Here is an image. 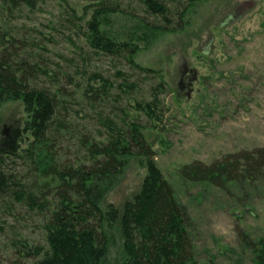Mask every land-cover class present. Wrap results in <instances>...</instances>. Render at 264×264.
I'll list each match as a JSON object with an SVG mask.
<instances>
[{
  "label": "rangeland",
  "instance_id": "374dc122",
  "mask_svg": "<svg viewBox=\"0 0 264 264\" xmlns=\"http://www.w3.org/2000/svg\"><path fill=\"white\" fill-rule=\"evenodd\" d=\"M100 1L66 0L67 6L62 0H39L36 10L25 9L13 23L25 32L37 28L53 38L27 40L32 50L28 56L33 54L57 73L67 102L62 116L75 132H92L98 141L105 140L108 118L128 131L133 122L142 126L157 166L186 208L194 261L256 264L253 248L264 239V182L245 181L222 190L186 182L180 169L264 147V0H199L189 7L184 22L180 12L190 0H159L170 10L171 26L179 30L150 37L157 41L148 46L140 41L133 64L90 45L87 24ZM106 1L123 9L108 14L107 20V29L119 39L143 37L135 17L166 25L151 17L141 0ZM70 8L77 17L70 15ZM93 75L109 80V96L98 91L96 99H86L83 94ZM39 82L52 87L44 75ZM93 84L101 86L100 81ZM156 95L159 110L151 118L141 107ZM25 121L22 101L0 108V151L20 152L27 147L31 136L24 130ZM79 139L61 140V149L73 161L86 154ZM146 174V159L132 158L103 201L105 213L113 206L120 216L113 227L104 225L112 243L111 263L119 259L123 247L124 207L140 192ZM50 215L40 208L32 211L15 196H0V264L36 262L40 257L21 255L26 250L22 244L29 249L47 247L44 226Z\"/></svg>",
  "mask_w": 264,
  "mask_h": 264
},
{
  "label": "trees",
  "instance_id": "16d2710c",
  "mask_svg": "<svg viewBox=\"0 0 264 264\" xmlns=\"http://www.w3.org/2000/svg\"><path fill=\"white\" fill-rule=\"evenodd\" d=\"M62 1L69 6L66 0ZM197 1L190 0L180 12L182 22ZM38 3L39 0H0V108L7 102L22 101L26 114L24 130L31 136L20 152L0 151V196H15L17 201L27 202L32 211L40 208L44 214L51 213L44 226L47 247L29 249L22 244L26 250L21 255L40 257L33 264H197L188 242L186 208L157 166L142 126L133 122L128 131L108 118L105 140L98 141L92 132H75L67 117L62 116L63 104L67 102L57 73L33 54L28 56L32 50L27 40L53 38L39 33L37 28L25 32L13 24L25 9L36 10ZM141 3L151 17L162 19L166 25L133 16L140 22L143 37L119 39L107 29V20L108 14L123 13V9L101 0L87 24L90 45L104 55L121 56L133 64L140 41L148 46L157 41L149 40L150 37L179 30L171 26L166 4L159 0ZM70 9V15L77 17L75 10ZM40 75L49 78L52 87L38 85ZM89 80L83 94L87 100L96 99L98 91L109 96V80L98 75ZM94 81H100L101 86H95ZM158 97L141 107L151 118L157 117ZM69 136L80 138L79 146L86 151L75 161L61 149L62 138ZM98 137L103 139V132ZM134 157L146 159L147 174L140 192L124 207L123 247L119 259L111 263L112 243L104 225L113 227L120 216L113 206L105 213L103 201ZM180 176L186 182L208 183L222 190L245 181L264 182V147L230 155L210 165L187 164L180 169ZM253 251L257 255L255 263L264 264V239Z\"/></svg>",
  "mask_w": 264,
  "mask_h": 264
},
{
  "label": "water",
  "instance_id": "95a60500",
  "mask_svg": "<svg viewBox=\"0 0 264 264\" xmlns=\"http://www.w3.org/2000/svg\"><path fill=\"white\" fill-rule=\"evenodd\" d=\"M180 90H181V91L183 90V85H182V83H180Z\"/></svg>",
  "mask_w": 264,
  "mask_h": 264
}]
</instances>
